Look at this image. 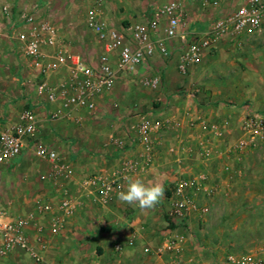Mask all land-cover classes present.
<instances>
[{
  "label": "rangeland",
  "instance_id": "obj_1",
  "mask_svg": "<svg viewBox=\"0 0 264 264\" xmlns=\"http://www.w3.org/2000/svg\"><path fill=\"white\" fill-rule=\"evenodd\" d=\"M4 1L6 0L1 1L2 4ZM37 1L27 0L29 6L37 5L35 13L40 18L51 21L59 33L65 36L64 45L75 46L80 41L90 42L92 37L88 33L90 30L85 24V17L94 8L102 10L103 17L112 27L131 25L129 22H117L116 16L108 12V7L116 3L122 7L123 4H120L119 0H40V4ZM123 1L137 2L135 4L143 2ZM157 1L160 3L159 8L152 10L153 12L170 1H178L181 4L179 0ZM239 2L240 0H229L218 10L200 11V8L198 10L194 7V11L189 12L187 8H183L188 13L190 22L200 21L208 25L217 16L232 12ZM25 12L26 8L21 6L18 14ZM199 13L202 17L200 20ZM149 16L150 13L144 15L145 21ZM167 42L172 49L171 56L156 55L132 75L120 78L115 84L116 92L104 100L103 108L88 110V121L95 132L93 129H81L84 137H107L111 131L116 133L113 120H120L128 112L132 113V116L136 111L147 112L152 103H157V95L166 92L163 83L166 70L170 75L169 85L175 89V93L186 94L185 90H181L184 82L180 81L181 73L177 67L180 42L175 39ZM96 46L90 53L94 54L93 57H100L103 48L101 49L100 44ZM65 47L67 48L66 45ZM208 52L202 64L192 67L188 74L184 75L186 86L190 83L194 93L199 95L206 92H229L242 97L252 91L264 92V21L255 31L225 36ZM34 72L14 41L7 43L0 40V110L5 111L1 112V119L7 118L6 113L10 109L14 108L19 113L26 107L27 102L34 100L33 85L40 79ZM67 75V72H62L58 76L54 75L53 80L49 81L57 86L66 81ZM155 79L159 83L154 88L151 81ZM212 101L214 104L219 102ZM200 103L203 105L204 100H200ZM228 104L232 105L233 102L228 101ZM132 106L134 111L130 110ZM249 112L264 113V110L248 109L244 117ZM138 119L134 117V125L140 121ZM236 128L237 124L234 123L231 126L233 133ZM241 137L242 130L239 131L238 137H228L227 164L220 159H214L208 163L205 170L194 167L200 164L201 158L193 162L192 170H201L208 176V180L206 190L200 191L196 198L197 209L190 212L183 225H175L174 216L171 214V195L177 179L165 184L164 198L160 204L149 209L155 213L153 222H150L149 227L141 222V225L146 227L144 233L153 230L152 237L140 240L132 238L135 252L128 264H264V138L243 150L230 151V147ZM200 147L198 142L193 149L198 152ZM30 149L24 156L25 159L0 167V212L27 216L31 213L27 203H31L30 207L33 208L36 203H41V194L49 187V183L44 182L42 177L52 172L53 166L36 157L33 147ZM59 157L61 159V155ZM31 170L35 172L30 173ZM28 182L31 183V189L26 192L30 188L27 186L30 185ZM61 192L62 190L60 194ZM129 209L127 207L124 210L123 216L130 215ZM175 230L185 236L182 249L176 252L160 251L164 237L169 231ZM120 240L124 239L119 238L115 243L122 242ZM114 249L116 257L120 258L124 249ZM27 255V260L32 258Z\"/></svg>",
  "mask_w": 264,
  "mask_h": 264
},
{
  "label": "crops",
  "instance_id": "obj_2",
  "mask_svg": "<svg viewBox=\"0 0 264 264\" xmlns=\"http://www.w3.org/2000/svg\"><path fill=\"white\" fill-rule=\"evenodd\" d=\"M119 1L120 4H123L122 7L116 3L114 6L108 7V12H112L116 16V21L121 24L145 21L144 15L151 14L152 10L159 8L160 4L157 0H143L138 4L133 1ZM179 1L189 12L194 11V7L199 10V6L192 0ZM228 1L225 0V3ZM37 3L40 4V0ZM4 4L13 7L15 13H18L20 7L23 6V9L27 10L23 14L29 13L34 6V4L29 6L27 0H6ZM201 13L198 14L199 20L202 18ZM190 23L192 28L198 32L207 26L206 23L202 24L200 21ZM88 33L92 37L90 42L80 41L75 46L65 45L70 51L80 54L87 64L96 66L99 63V56L93 57L94 54H91L90 51H93L95 46H99L100 43L92 31ZM61 37L62 41L66 42L65 36L61 34ZM0 40L7 43L11 41L1 12ZM62 45L64 44L62 43ZM100 46L102 49L101 44ZM208 54V51L204 53L199 64L204 62ZM34 71V74L38 76L37 71ZM62 72L67 71L65 68H61L51 75L49 80H53L54 75L58 76ZM167 72L168 70L165 71L163 78L166 92L157 95V103H152L150 109L145 113L140 110L132 116V113L128 112L129 114L126 113L125 117L120 120H113L112 124L116 133L111 131L107 137L83 136L84 132L81 129L95 130L90 127V121H88L90 112L88 110L74 109L61 103L39 104L35 108L39 120L37 142L56 151L59 156L61 155L60 161L73 170V175L43 180L49 183V187L43 190L41 203H36L34 208L30 207L31 203H27L29 211L31 210L30 212L34 215L27 226V236L32 248L42 255V260L36 261L33 258L27 260V252L16 250L7 257L0 258V264H122L124 262L128 264L135 252L133 251L134 240L132 238L140 240L152 237L153 230L144 232L155 217L153 215L155 213L149 209L142 210L136 205L126 204L118 199V193L127 190L129 179H141L145 184L159 183L164 187L168 182L178 180L183 176L204 175L201 191L206 190L208 176L201 170L194 171L192 168L196 166L204 169L214 159H220L224 164H227L229 161L226 147L228 137H238L244 114L248 109L264 110V92L252 91L249 95L245 94L242 97L229 92L220 94L206 92L198 95L194 93V89H191L190 83L186 86L185 82L187 81H185L184 75L180 74V81L184 82L181 90H185L186 94H179L175 93V89L169 85L170 75ZM116 90L115 87L112 91L99 95L96 98L95 109L101 110L104 100L110 98ZM200 100H204L203 105ZM212 100L219 102L214 104ZM228 101L233 104H228ZM29 103L30 101L26 103V106ZM57 109L71 110L72 120H69V123L62 119L51 120L49 113ZM130 110L134 111V107L132 106ZM1 112L5 113V111L0 110V117ZM19 113L14 108L10 109L6 113V119L0 118V129L15 124ZM134 117L140 119L136 125L132 121ZM147 120L160 122L162 126L160 129H152L146 137H143L140 133V126ZM203 123L205 124L203 125ZM234 123L237 124V128L233 133L234 130L231 129V126ZM211 126H219L220 131L214 133ZM206 137L208 141L204 146L208 155H204L203 151H199V149L198 152L194 151L193 148H196L198 142ZM199 144L203 143L199 142ZM32 145L27 144L17 159L18 161L25 159L24 156L31 150ZM138 155L142 156L138 173L124 177L121 180L120 188L111 194L106 203L97 201L94 190L86 184L87 177L91 175L111 176ZM200 158V164L193 167V162L199 161ZM34 172L35 170L30 171V173ZM27 184H30L27 185L30 188L26 192L31 189V183ZM60 190H66L69 193L75 208L71 216L64 218L63 228L54 233L51 222L54 216L60 215L58 210L61 201ZM39 205H51L53 210L48 213L38 212L36 209ZM127 207L130 208V215L123 216ZM157 219L159 220V218ZM141 222L146 227L141 225ZM119 238L124 240L115 243ZM115 244L120 245L121 250L124 249L120 258L116 257Z\"/></svg>",
  "mask_w": 264,
  "mask_h": 264
},
{
  "label": "built area",
  "instance_id": "obj_3",
  "mask_svg": "<svg viewBox=\"0 0 264 264\" xmlns=\"http://www.w3.org/2000/svg\"><path fill=\"white\" fill-rule=\"evenodd\" d=\"M200 10H218L225 0H192ZM34 5L27 14L15 13L7 4L1 6V17L5 22L8 36L15 42L30 67L37 71L39 81L34 82V100L30 101L19 114L15 124L0 129V167L9 166L21 156L28 143L33 144L34 154L40 160L53 166V172L43 175V180L58 176L70 177L73 170L60 161L58 153L46 145L37 142L38 117L35 108L42 103L64 104L74 109L94 110L96 98L114 89L116 82L132 75L156 55L171 56L172 49L167 40L180 42L177 67L182 75L198 65L206 51L214 48L225 36L243 34L258 29L264 21V0H240L236 9L215 20L201 31H195L188 13L178 1H170L162 8L150 14L143 22H136L129 27H112L103 17L100 9L90 10L85 17L87 28L92 31L102 45L103 52L96 66L87 64L82 56L62 45V37L57 27L47 19L40 18ZM65 68L66 81L52 85L49 77ZM159 81H151L157 87ZM51 120H72L71 110L57 109L49 113ZM205 123H203L204 125ZM160 122L144 121L140 133L146 137L149 132L161 128ZM218 133L219 126H211ZM242 137L230 151L248 148L264 138V113L249 112L242 121ZM207 137L199 142V150L206 155ZM31 147V148H32ZM208 155V154H207ZM142 156L138 155L127 162L111 176L91 175L86 184L94 191L96 200L106 203L111 194L120 188L124 177L138 173ZM204 175L180 177L175 183L171 195V210L174 224L183 225L190 212L197 209L196 198L202 190ZM74 202L66 190L61 192L58 205L60 215L54 216L51 228L54 233L64 226V218L71 216ZM51 205H39L38 212L52 211ZM33 213L27 216H14L0 212V258L7 257L16 250L27 252L36 261L42 255L32 248L27 226L33 219ZM185 237L178 231H169L164 237L160 251L176 252L182 249ZM116 248H121L116 245ZM236 264V263H231Z\"/></svg>",
  "mask_w": 264,
  "mask_h": 264
},
{
  "label": "clouds",
  "instance_id": "obj_4",
  "mask_svg": "<svg viewBox=\"0 0 264 264\" xmlns=\"http://www.w3.org/2000/svg\"><path fill=\"white\" fill-rule=\"evenodd\" d=\"M165 196L164 187L159 184H145L141 179H129L126 191L118 193V199L142 210L154 208Z\"/></svg>",
  "mask_w": 264,
  "mask_h": 264
},
{
  "label": "trees",
  "instance_id": "obj_5",
  "mask_svg": "<svg viewBox=\"0 0 264 264\" xmlns=\"http://www.w3.org/2000/svg\"><path fill=\"white\" fill-rule=\"evenodd\" d=\"M124 27H126V26H124ZM28 106V105H27ZM174 226V225H173Z\"/></svg>",
  "mask_w": 264,
  "mask_h": 264
}]
</instances>
